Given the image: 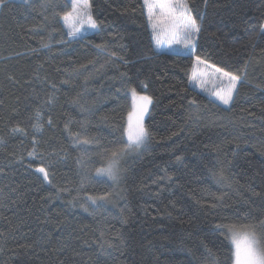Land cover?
I'll list each match as a JSON object with an SVG mask.
<instances>
[{
  "label": "trees",
  "instance_id": "obj_1",
  "mask_svg": "<svg viewBox=\"0 0 264 264\" xmlns=\"http://www.w3.org/2000/svg\"><path fill=\"white\" fill-rule=\"evenodd\" d=\"M89 3L76 38L69 0L0 6V264H233L218 225L264 236V0H187L195 56L240 77L228 104L157 50L144 0ZM130 88L149 136L120 152Z\"/></svg>",
  "mask_w": 264,
  "mask_h": 264
},
{
  "label": "snow or ice",
  "instance_id": "obj_2",
  "mask_svg": "<svg viewBox=\"0 0 264 264\" xmlns=\"http://www.w3.org/2000/svg\"><path fill=\"white\" fill-rule=\"evenodd\" d=\"M21 2L28 3V0H21ZM3 4L4 0H0V6ZM144 4L148 9V20L152 24L153 30L156 29L157 25H161L164 26L167 31L172 33L182 31L183 40L177 42L185 43V47L192 45L194 48V37L197 33H199L200 26L195 18L190 15L185 0H144ZM72 6L74 11H76L77 0H72ZM79 7L80 12L84 13V17L89 26L91 28H96V22L87 12V9L90 8L88 0H82ZM154 9L158 10V14L154 11ZM80 12H77V16L80 15ZM70 18H72L75 23H68ZM63 20L68 23V27L70 29L69 35L76 38L79 33V27L77 24H82V21L75 20L72 12L65 14L63 16ZM156 42L159 44V39H157ZM196 62L197 64H206V61L201 60L199 56L196 57ZM212 67L215 66L213 65ZM215 71L217 73H221L223 78H227V85L225 86L223 94L221 92H216L215 95L224 104H228L232 99V93L235 90L236 83L240 80V77L229 72H224L223 69L220 68H215ZM131 92L134 98V110L129 113V125L126 130L127 145L126 148L121 149L120 152H124L128 148L138 149L145 143L149 136L148 130L144 127L143 118L148 111V106L152 103V99L146 95L138 96L135 89H131ZM133 117H135L134 122ZM17 130L19 129H14V131ZM87 142L88 141H84V143ZM117 156L118 153L113 152V159L109 161L106 168L98 169V173L105 174L115 180L118 175L119 164V160L116 159ZM38 171L43 173L44 179L47 180L48 173L45 169L40 168ZM217 227H222L229 233V239L233 246V264H264V236H258L254 226L247 224H233L223 226L218 225Z\"/></svg>",
  "mask_w": 264,
  "mask_h": 264
},
{
  "label": "rangeland",
  "instance_id": "obj_3",
  "mask_svg": "<svg viewBox=\"0 0 264 264\" xmlns=\"http://www.w3.org/2000/svg\"><path fill=\"white\" fill-rule=\"evenodd\" d=\"M69 1H70L71 5H72V0H69ZM81 2H82V0H77V9H76V11H74L73 6H72V9L69 11V12L73 13V17H75V20L82 21V24H77V26L79 27V33L77 34L76 37H80V36L84 35L85 33L93 31V30H95L97 28V25H96V28H91L89 26V24L86 22V19L84 17V13L80 12V7L79 6H80ZM185 2L187 4V0H185ZM88 4L90 5L89 0H88ZM187 7H188V4H187ZM188 9H189V7H188ZM154 11H156L157 14H158V10L154 9ZM69 12H67V13H69ZM77 12H80L79 16H77ZM87 12L91 15L90 8L87 9ZM189 13L192 16V13H191L190 9H189ZM146 14H147V18H148V9H147V7H146ZM64 23H65L67 29L70 31V29L68 27V23H75V21L72 18H70V21L68 23H66L65 21H64ZM151 25L152 24L150 23V26ZM151 28L153 29L152 26H151ZM263 29H264V26H263ZM153 31L156 34V41H157V39H159V41H160L159 44H157V42H156V45H160L161 48H162V49H159V48L156 47L157 50H160V51L181 50L182 51L184 49L186 51L187 49L192 48V45H188L187 47H185V43L177 42V41H182L183 40V32L182 31L172 33V32L167 31L166 28L164 26H161V25H157L156 29L153 30ZM71 38H73V37H71ZM161 38H162V40H161ZM194 38H196V35H195ZM201 60L206 61L204 59H201ZM213 65L214 64H211V63H209L207 61H206V64H197L196 59H195L194 66H193V71L191 73L192 76H190V83L196 89L200 90L201 92L205 93L206 95L210 96L211 98L223 103L215 95V93L216 92H221L223 94V91L225 90V86L227 85V78H223L221 73H217L215 71V68H220V67H217L216 65H214L215 67H212ZM223 71L227 72L225 70H223ZM236 85H237V83H236ZM131 89H133V88L129 89V94H130V97H131V110H130L129 113L133 112V110H134V98H133ZM135 91L138 94V96L146 95V96L150 97V95L148 93H146V92L142 93V92L137 91L136 89H135ZM233 93H234V91H233ZM233 93H232V96H233ZM150 105L148 106V111H149ZM148 111H147V113H148ZM147 113L144 115V118H143L144 127H145V118H146ZM134 120H135V117H133V122H134ZM128 125H129V115H128L127 128H128ZM36 129H37V133H40L41 130H42L40 128V126H39V128H38V126L35 127V131H36ZM59 154L60 153L55 152V153H52V154H50V155H48V156H46L44 158H45V160H47L50 156L52 158H55V157H58ZM35 157H38L37 153L36 152H32L30 158L34 159ZM41 161H44V159H41ZM40 164H44V163H40ZM45 171H46V168H45Z\"/></svg>",
  "mask_w": 264,
  "mask_h": 264
},
{
  "label": "crops",
  "instance_id": "obj_4",
  "mask_svg": "<svg viewBox=\"0 0 264 264\" xmlns=\"http://www.w3.org/2000/svg\"><path fill=\"white\" fill-rule=\"evenodd\" d=\"M193 17V16H192ZM149 25H150V22H149ZM152 26V25H151ZM150 26V27H151ZM151 30H152V33H153V39H154V42H155V46L157 47V48H159V49H162L161 48V46L160 45H156V34L154 33V31H153V29L151 28ZM198 34V33H197ZM197 34H196V36H197ZM158 35V34H157ZM161 40H162V38H161ZM194 40H195V43H196V38H194ZM190 49H191V51H190ZM175 51H181V50H175ZM182 52H187V53H191V54H194L195 55V46H194V48L192 47V48H189V49H187L186 51L183 49L182 50ZM193 71V70H192ZM191 76H192V74H191Z\"/></svg>",
  "mask_w": 264,
  "mask_h": 264
}]
</instances>
